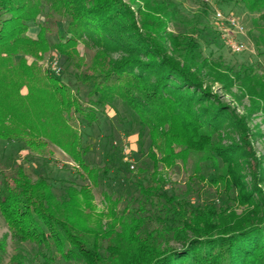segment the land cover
<instances>
[{
    "label": "trees",
    "instance_id": "trees-1",
    "mask_svg": "<svg viewBox=\"0 0 264 264\" xmlns=\"http://www.w3.org/2000/svg\"><path fill=\"white\" fill-rule=\"evenodd\" d=\"M136 1L0 0V140H19L37 153L52 145L95 183L97 172L83 161L86 150L74 118L92 123L99 110L118 99L129 109L140 136L148 132L154 170L147 186L141 182L137 186L146 201L158 197L168 207L163 217L170 224L166 233L146 231L145 217L127 209L119 213L117 201L108 196L107 213L94 218L92 195L86 186L78 190L69 186L57 198L45 178L33 182L22 168L17 169L11 185L5 181L0 187V214L13 239L31 240L65 261L264 264V194L259 181L248 187L237 163L239 157L248 159L250 152L237 145L222 147L214 137L224 128V121L232 129L242 124L203 85L206 62L201 60V66H196L201 58L199 44L166 31L175 5L167 0H140L136 19L131 9ZM220 1H239L252 13L264 10V0ZM44 8V21L37 24ZM254 26L264 45V23L254 21ZM33 27L38 28L35 38L28 35ZM79 44L94 49L93 54L80 56ZM51 50L77 59L82 69L76 79L89 88L87 105L57 75L38 66ZM216 68L211 65L208 71L227 90L232 81ZM250 94L254 106L264 110V84ZM173 147L178 150L174 152ZM191 153L200 154L217 172L210 180L213 185L235 191L236 204L246 207L243 215L230 213L225 221L214 207H194L163 191L165 180L158 165L171 168L177 160L185 163ZM250 158L256 179L262 169L255 156ZM138 210L143 212L142 207ZM104 217L108 221L102 224ZM170 234L181 241L179 249L161 248V239ZM12 264L21 262L14 257Z\"/></svg>",
    "mask_w": 264,
    "mask_h": 264
},
{
    "label": "rangeland",
    "instance_id": "rangeland-1",
    "mask_svg": "<svg viewBox=\"0 0 264 264\" xmlns=\"http://www.w3.org/2000/svg\"><path fill=\"white\" fill-rule=\"evenodd\" d=\"M167 1L175 5V15L168 20L166 31L172 36H182L185 39L191 37L199 44L201 58L196 61V66H201V60L206 62L203 65L206 66L202 75L203 85L218 97L221 104L232 109L242 124V128L232 129L227 125L229 121H224V128L214 135L215 139L222 147L237 145L242 146L248 154L250 152L248 159L239 157L237 161L241 168L240 174L244 176L243 181L249 188L259 181L258 187L264 194V110L254 106L255 101L250 94V91L258 92L260 84H264V45L259 42V32L254 26V21L264 23L261 20L264 10L249 12L239 1ZM138 5L142 6L140 0L131 4L136 19ZM216 12L222 14V21L216 19ZM45 14L46 8L39 15L37 24L43 23ZM229 18H234L239 23L243 28L242 32L229 24ZM37 31V27L30 28L28 35L35 38ZM61 31L62 27H59L58 32ZM230 38L243 43V51H232L228 45ZM50 39L55 41L54 36H50ZM77 48L80 56H89L94 52V49H87L83 44H79ZM117 56L116 53L112 54L113 58ZM175 57L181 62L177 54ZM27 60L31 62L32 58L27 57ZM211 65L217 67L216 72H226L224 74L230 77L232 84L227 90L216 81L218 76L208 71ZM38 66L57 75L84 105L88 104L91 99L88 96L89 88L76 79L82 69L78 67L76 58L67 59L51 50L38 61ZM236 75L240 76L239 79H234ZM74 125L80 134L82 147L86 150L82 156L83 161L97 172L95 183L71 158L52 145L37 153L27 149L19 140H0V187L5 181L11 185L17 178V169L22 168L33 182L39 177L45 178L57 198L69 186L77 190L86 186L92 195L94 218L99 213H107L109 204L105 198L108 196L117 201L116 210L119 213L127 209L133 215L145 217L146 231L166 233L170 224L164 222L163 217L168 207L158 197L146 201L137 186L138 182L147 186L154 170L149 157L150 139L147 130L140 136L139 126L129 109L118 99L102 111L99 110L94 122L87 123L75 117ZM243 135L246 136V143L242 139ZM177 150L173 147L174 152ZM250 156L256 157L262 169V174L256 179ZM218 165L220 168L223 165L220 160ZM157 171L165 180L163 191L168 196H175L194 207H214L218 214L223 213L221 215L225 221L230 213L241 216L245 212L246 207L237 205L234 201L235 191H227L221 185L216 186L210 182L217 172L209 162L201 160L200 154L191 153L185 163L177 160L171 168L159 164ZM140 207L143 212L138 210ZM106 221L108 218L104 217L102 224ZM160 246L179 249L181 241L170 234L161 239ZM53 252L49 253L31 240L21 242L13 239L0 214V264H12L14 257L21 264H85L76 260L65 261Z\"/></svg>",
    "mask_w": 264,
    "mask_h": 264
},
{
    "label": "built area",
    "instance_id": "built-area-1",
    "mask_svg": "<svg viewBox=\"0 0 264 264\" xmlns=\"http://www.w3.org/2000/svg\"><path fill=\"white\" fill-rule=\"evenodd\" d=\"M215 17L217 20H221V21L224 19L222 14L219 12L215 13ZM228 21H229V24H231L238 32H242L243 28L240 27L239 23L234 18H229ZM228 45H229V48L235 52H241L244 49V44L233 38L232 39L230 38L228 40Z\"/></svg>",
    "mask_w": 264,
    "mask_h": 264
}]
</instances>
